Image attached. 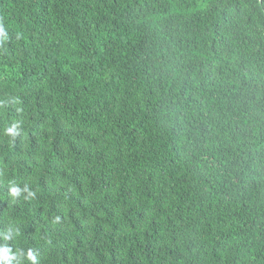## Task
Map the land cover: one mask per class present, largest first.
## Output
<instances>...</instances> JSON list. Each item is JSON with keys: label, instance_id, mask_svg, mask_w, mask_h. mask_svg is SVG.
Returning <instances> with one entry per match:
<instances>
[{"label": "trees", "instance_id": "trees-1", "mask_svg": "<svg viewBox=\"0 0 264 264\" xmlns=\"http://www.w3.org/2000/svg\"><path fill=\"white\" fill-rule=\"evenodd\" d=\"M0 264H264V0H0Z\"/></svg>", "mask_w": 264, "mask_h": 264}, {"label": "clouds", "instance_id": "clouds-1", "mask_svg": "<svg viewBox=\"0 0 264 264\" xmlns=\"http://www.w3.org/2000/svg\"><path fill=\"white\" fill-rule=\"evenodd\" d=\"M6 132L7 133H12V134H15L16 133V125H13L11 128H7L6 129ZM26 190V189H25ZM21 189L16 186V185H12L9 189V194L11 195V197L13 198V200L16 199V197L20 196L21 195ZM31 195H34V193H31ZM5 239H7V237H5ZM3 251H7V252H10V249L8 248H3ZM29 256L30 258L35 262L36 261V257L35 256H32L31 253H29Z\"/></svg>", "mask_w": 264, "mask_h": 264}]
</instances>
